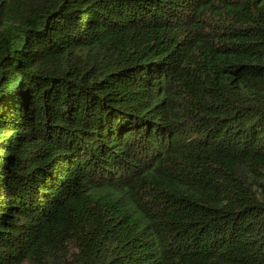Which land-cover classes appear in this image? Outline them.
I'll use <instances>...</instances> for the list:
<instances>
[{
    "label": "trees",
    "instance_id": "obj_1",
    "mask_svg": "<svg viewBox=\"0 0 264 264\" xmlns=\"http://www.w3.org/2000/svg\"><path fill=\"white\" fill-rule=\"evenodd\" d=\"M0 264H264V0H0Z\"/></svg>",
    "mask_w": 264,
    "mask_h": 264
}]
</instances>
